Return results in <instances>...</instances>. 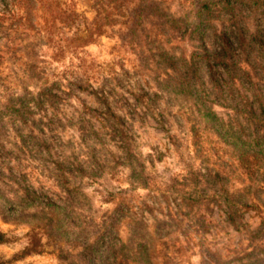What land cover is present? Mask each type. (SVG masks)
<instances>
[{
  "label": "rangeland",
  "instance_id": "rangeland-1",
  "mask_svg": "<svg viewBox=\"0 0 264 264\" xmlns=\"http://www.w3.org/2000/svg\"><path fill=\"white\" fill-rule=\"evenodd\" d=\"M34 1L39 15L57 11L54 24L29 25L20 0H0V264H65L110 224L123 241L136 227L153 264H264V128L254 142L236 98L264 99V49L233 93L217 96L204 65L205 90L184 92L159 46L188 58L196 39L164 43L147 25L130 43L140 0ZM154 1L189 26L199 19V0ZM258 6H243L250 31L264 29Z\"/></svg>",
  "mask_w": 264,
  "mask_h": 264
},
{
  "label": "trees",
  "instance_id": "trees-1",
  "mask_svg": "<svg viewBox=\"0 0 264 264\" xmlns=\"http://www.w3.org/2000/svg\"><path fill=\"white\" fill-rule=\"evenodd\" d=\"M47 1L44 0V3H47ZM106 1L116 4L121 0ZM20 2L23 11L22 18L29 25H41L42 22H46V24L52 22L54 24V14L57 11L53 10L50 12L52 8L49 3L44 6L46 8L42 9L44 10V14L39 15V9L35 7L36 1L20 0ZM258 5L263 6L261 12H264V0H199L197 3L199 19L195 25L189 26L184 19L176 18L162 10L158 2L154 0H140L129 9L127 16L129 26L125 35L130 39V43L135 45V43H139V35L137 36V33L140 31L141 33L143 31L148 33L146 27L147 25H152L155 29L157 28L159 39H163L164 43H169L173 38L183 39L184 36L190 42L196 39V44L192 45L193 50L188 58L183 54L175 56L168 49L161 46H159V56L163 62H166L167 67L176 74L178 73L177 86H179V90L184 92L205 90L200 76V69L204 65L208 70L216 95L221 97L224 95L225 89L233 93L231 85H235L237 81L240 85L242 84V75H246L248 80H252L250 71L253 69V66L249 64V58L254 50L264 49V29L259 30L256 27V29L250 31L248 27L240 24V20L244 12L243 6H247L255 14L259 8ZM36 15L43 18V21L41 22L38 19L35 23L33 20ZM220 15L228 16L229 24L227 26L223 25L219 28L216 25H212L210 20ZM47 16H51L52 19H48ZM147 33H145V36ZM231 36H234V41L231 40ZM243 61L248 62L250 70L246 71L243 69ZM178 63L183 66L180 70L177 68ZM220 70L226 72L229 76L230 80H227L228 82L225 81L228 87L223 88L222 83H220ZM47 93V87H43L37 93V102L39 103L40 101L39 96H46ZM236 95L240 104L238 112H241L246 122L252 126V140L257 142V138L262 137L259 132L264 128V99L257 95L254 98H249L241 92H237ZM21 99V96L14 98L16 101H20ZM12 103L10 101L6 104V107L13 109ZM255 104H258L257 107H261L260 113L255 111ZM209 110L210 114L214 115V112L211 109ZM58 169L62 170V172L64 170L61 165ZM67 190L68 192L70 191L69 189ZM26 195L32 202L41 203L43 206L50 205L54 209L59 208L46 195L42 197V194L39 195L35 191L30 193L28 190ZM229 209L228 217L233 219L232 207H229ZM112 226L111 224L106 225L104 233H99L92 242H88L85 237L81 250L69 252L65 255V264H153L145 247H142L141 239L143 238L136 235V227L129 239L123 241L118 237V232ZM81 234H84V232ZM2 240L3 234L0 233V241Z\"/></svg>",
  "mask_w": 264,
  "mask_h": 264
}]
</instances>
